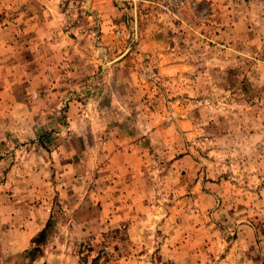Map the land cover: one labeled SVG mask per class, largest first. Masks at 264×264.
Returning <instances> with one entry per match:
<instances>
[{"label": "rangeland", "instance_id": "rangeland-1", "mask_svg": "<svg viewBox=\"0 0 264 264\" xmlns=\"http://www.w3.org/2000/svg\"><path fill=\"white\" fill-rule=\"evenodd\" d=\"M0 264H264V0H0Z\"/></svg>", "mask_w": 264, "mask_h": 264}, {"label": "trees", "instance_id": "trees-1", "mask_svg": "<svg viewBox=\"0 0 264 264\" xmlns=\"http://www.w3.org/2000/svg\"><path fill=\"white\" fill-rule=\"evenodd\" d=\"M48 226L49 223L46 225V227L41 231V233L39 234V236L37 237V239L35 240L38 244H40L41 242H44L47 233H48Z\"/></svg>", "mask_w": 264, "mask_h": 264}]
</instances>
